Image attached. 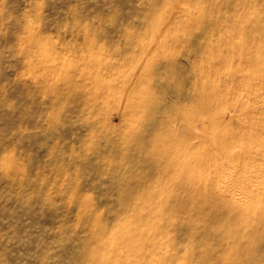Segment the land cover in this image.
<instances>
[{
	"label": "rangeland",
	"instance_id": "rangeland-1",
	"mask_svg": "<svg viewBox=\"0 0 264 264\" xmlns=\"http://www.w3.org/2000/svg\"><path fill=\"white\" fill-rule=\"evenodd\" d=\"M0 264H264V0H0Z\"/></svg>",
	"mask_w": 264,
	"mask_h": 264
},
{
	"label": "bare ground",
	"instance_id": "bare-ground-1",
	"mask_svg": "<svg viewBox=\"0 0 264 264\" xmlns=\"http://www.w3.org/2000/svg\"><path fill=\"white\" fill-rule=\"evenodd\" d=\"M254 132H261V130H255ZM259 136H260V134L259 133H257L254 137H255V139H258L259 138ZM262 140V139H261ZM250 175V177H251V181L250 182H248L247 184H251L252 183V181L254 182V180L255 179H257V178H259L260 176H258V175H255V174H252V173H250L249 174ZM226 177V176H225ZM226 180V179H225ZM256 181V180H255ZM226 182L228 183V181L226 180ZM229 184V183H228ZM247 184H245V185H247ZM245 185H244V188H245ZM227 186V185H226ZM228 189H230L231 190V192L230 193H232L233 194V192H232V187L231 188H229V187H227ZM244 188H239V191L237 190V189H234L233 188V191L235 192V194L236 193H238V196H239V193H240V200L243 198V196L241 195V193L244 191ZM227 189V190H228Z\"/></svg>",
	"mask_w": 264,
	"mask_h": 264
},
{
	"label": "crops",
	"instance_id": "crops-1",
	"mask_svg": "<svg viewBox=\"0 0 264 264\" xmlns=\"http://www.w3.org/2000/svg\"><path fill=\"white\" fill-rule=\"evenodd\" d=\"M215 87H216V85H210V86H207V88H209V92H210V96L212 97L213 96V92H214V90H215ZM209 96V95H208ZM207 108H209V107H207ZM210 109V108H209Z\"/></svg>",
	"mask_w": 264,
	"mask_h": 264
}]
</instances>
